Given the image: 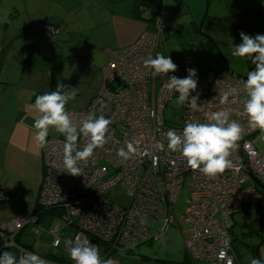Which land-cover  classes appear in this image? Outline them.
<instances>
[{
  "label": "built area",
  "instance_id": "built-area-1",
  "mask_svg": "<svg viewBox=\"0 0 264 264\" xmlns=\"http://www.w3.org/2000/svg\"><path fill=\"white\" fill-rule=\"evenodd\" d=\"M56 31L54 25L47 24L43 35ZM161 33L160 26L145 30L133 44L107 50L105 78L98 94L85 108L70 111L73 121L79 123L89 111L99 112L103 106V114L112 120L107 140L92 157L79 162L82 173L73 175L63 168L64 137L48 138L43 147L40 204L62 212L50 230L53 241L58 238L61 244L65 239L62 232L75 226V235L82 240L91 242L94 237L104 243V250L118 251L160 238L170 225L180 228L191 264H239L234 231L238 223L247 220L249 211L253 218V204L264 200V140L259 139L258 129L249 127L247 117L239 115L244 97L242 78L224 68L196 75L197 88L190 97L198 95L197 110L182 104V114L166 117L167 106L178 96L165 86L167 78L182 76L176 69L167 76L153 77L144 64L149 55L160 52ZM231 86L240 88L239 94L221 105L219 92ZM220 108L229 109L230 118L242 125L243 134L240 146L232 150L235 166L209 177L188 168L178 152L169 151L163 133L168 128L179 131L189 117L203 119L205 111ZM129 140L137 145V153L124 160L117 150ZM245 143L251 145L255 156L248 155ZM146 148L158 159L155 167L151 156L139 154ZM184 190L185 208L178 219L175 205ZM8 200L5 193L0 195V203ZM153 216L156 228L151 225ZM36 220V215L29 220H5L0 226V249L6 242L18 246V233ZM222 250L224 259L219 258ZM251 259L244 264H250Z\"/></svg>",
  "mask_w": 264,
  "mask_h": 264
},
{
  "label": "crops",
  "instance_id": "crops-1",
  "mask_svg": "<svg viewBox=\"0 0 264 264\" xmlns=\"http://www.w3.org/2000/svg\"><path fill=\"white\" fill-rule=\"evenodd\" d=\"M142 1L0 0V195L9 197L0 203V225L15 217L37 216L18 233V246L0 252L8 250L19 256L22 249L39 253L48 264H73L63 244L53 247L52 228H48L59 216L35 213L44 176L43 147L33 139L32 124L38 113L31 105L37 94L63 83L75 92L67 110L85 108L103 85L107 50L129 46L145 30H158V26L162 28L160 52L171 56L174 63L180 64L179 54L198 65L203 60L208 71L196 75L221 68L233 72L231 46L241 41L240 32L264 33L261 0H160L155 15L146 9L137 12ZM47 24L57 31L43 35ZM61 135L49 129V136ZM30 225L37 237L46 232L47 241L31 236ZM66 231L73 237V229ZM91 242L99 246L98 240ZM183 245L181 260L160 262H188ZM152 260L141 257L135 264H151Z\"/></svg>",
  "mask_w": 264,
  "mask_h": 264
},
{
  "label": "clouds",
  "instance_id": "clouds-1",
  "mask_svg": "<svg viewBox=\"0 0 264 264\" xmlns=\"http://www.w3.org/2000/svg\"><path fill=\"white\" fill-rule=\"evenodd\" d=\"M261 3L264 4V0H261ZM240 36L241 41L231 46V56L248 60L254 67L247 69L241 80L244 97L239 115L246 116L249 127L258 129L261 133L259 139L264 140V33L250 35L241 31ZM144 64L150 68L153 77L167 76L170 70L174 72L177 69V64L173 62L171 56L160 52L155 56L149 55L144 60ZM187 71L189 74L185 77L176 75L168 77L165 86L178 93V103L184 104L190 110H197L198 95L190 97V92L197 88L195 78L197 70L189 68ZM69 89L70 87L65 84L57 83L55 89L36 95L31 107L38 115L33 119L32 127L33 139L39 147H44L49 142L50 128L64 136L63 168L64 171L76 175L82 173L79 162L92 157L94 150L106 142L112 120L103 114V106H101L99 112L89 111L79 123H75L71 112L66 108L75 96V92ZM240 90L236 86H231L220 91L218 94L220 104H226L229 97L239 94ZM242 134L243 128L240 122L230 118L229 109L220 108L216 111H205L203 119L189 117L182 129L177 131L168 128L163 136L168 150L173 153L178 152L188 168L199 171L205 176L214 177L235 166L232 150L240 146L238 142ZM80 139L84 141L82 145L77 143ZM243 147L249 156L256 155L248 143ZM135 153H137V145L132 140L126 141L117 150V156L124 160ZM139 154L151 156L153 166L157 165V157L147 148ZM60 244L58 238L53 241V247H59ZM6 247L10 248L11 245L6 242ZM63 249L73 264H114L111 257H102L97 244L82 240L79 234L65 238ZM20 252L22 254L19 256L8 250L0 252V264H48V261L37 252H24L22 249ZM224 257L225 252L222 250L219 258L224 259ZM250 264H264V252L252 258Z\"/></svg>",
  "mask_w": 264,
  "mask_h": 264
},
{
  "label": "rangeland",
  "instance_id": "rangeland-1",
  "mask_svg": "<svg viewBox=\"0 0 264 264\" xmlns=\"http://www.w3.org/2000/svg\"><path fill=\"white\" fill-rule=\"evenodd\" d=\"M167 41H168L169 45L172 43V41L169 39ZM204 53H206V52H203V54ZM219 54H220V57L223 55L222 53H219ZM177 56L182 58L180 64H177V66H178L179 72L183 75L189 74L187 71V69H189V68L196 69L197 73L208 71V70H206V68H203V60H200L199 65H198V64H195V63H192L191 61H189L188 59L190 57H183V54H179ZM203 57H205V56H203ZM207 57L212 59L210 56H207ZM230 66H231V69L233 70V72L240 73L242 75L246 74L247 69L254 67V65H252L250 61L244 60V59L238 58V57L233 58ZM215 67L217 68L218 65L215 64ZM233 72H231V73L233 75H235ZM115 83H117V82H115ZM113 86H115V85H113ZM112 88H115V87H112ZM177 113L182 114V104L178 103L177 98H175L174 100H172L170 102V104L166 108V117L172 118ZM43 156H44V154H43ZM43 178H44V176H43ZM185 192H186V190H184L183 193L180 195V197L178 198L176 205H175L176 215H177L178 219L181 218L182 213H183L184 208H185V201L187 198L185 195ZM263 205H264V202H263ZM81 206L84 207V204L81 203ZM253 211H254L253 212V218H255L258 214V208L256 206H253ZM248 216L252 217L251 211H249V214L247 213V217ZM31 217L32 216L28 217L27 219H30ZM153 219H154V221L151 223V225H152V228H156L157 218L153 216ZM55 223H56V220H53L52 223L49 225L48 229L53 228ZM161 224H162V221H161ZM44 225H46V224L44 223ZM160 226L161 225H159V227ZM182 226L185 227L186 223L183 222ZM73 228L75 229V226H73ZM33 229H34V227H32L30 225L28 230H27L31 236L35 235L33 233ZM74 229L72 232L73 237L75 236V231H76V230L74 231ZM167 229H166L165 233H163V236H161L160 238H153L152 241L148 240V241H145L143 243H140L139 245L132 247L131 251H129L127 249V247H121L117 251L115 256L111 257L114 261V264H135L136 262H138V260H140V258L143 255H148V256H151L153 258V260L151 261V264H167V263L160 262V260H166V261L169 260L168 262L181 260L185 254V249H184V245H183L184 244L183 243L184 238H183L182 232H181L180 228L176 227V226H170L169 225ZM69 232L70 231L62 232L64 234V237L66 236L65 238L71 237ZM239 234H240V228L237 227L234 231V237H235L234 247L237 250H239V252H245L246 250L243 248V245H242L241 241L239 240ZM46 235H47L46 232H44V234H42V236L37 237V235H35L34 237H37L42 242H46L47 241ZM92 238L94 240L96 239L94 237H92ZM167 238L171 242H169V241L166 242ZM99 246H100L99 249H100L102 257L108 258L105 254L106 250H104V246H101V245H99ZM55 250H57V249H55ZM262 252H264V243L260 246V254ZM247 259H248V257H246V260Z\"/></svg>",
  "mask_w": 264,
  "mask_h": 264
},
{
  "label": "trees",
  "instance_id": "trees-1",
  "mask_svg": "<svg viewBox=\"0 0 264 264\" xmlns=\"http://www.w3.org/2000/svg\"><path fill=\"white\" fill-rule=\"evenodd\" d=\"M159 1L160 0H143L140 4H137V12L139 13L143 9L144 10L146 9L149 13H153L155 15L158 13V9H160ZM51 137H64V136L63 135L48 136V138H51ZM44 172H45V164H44ZM263 202L264 200L255 202V204H253L254 206L258 208V214L255 218H252L249 221L245 220L244 222L237 224L240 228L239 240L241 241L243 248L246 250L245 252H239V250L235 248L237 256H238L239 264H244L247 261L246 257L255 258L257 257V255H260V248L257 249V246L264 239V205H263ZM48 212H51L55 214L56 216H61V213H62L58 209L48 208V207L41 205L39 201V197H38L35 213H38L41 215V214H47ZM99 244L101 246L104 245V243L101 244V241H99ZM128 250L131 251L132 248H129ZM116 253L117 251L115 250L113 251L108 250L105 252L107 257L113 256ZM142 257L143 259H147V258L152 259L151 256H148V255H143ZM59 258L64 259V257L61 255L59 256ZM160 261L164 262L166 260H160ZM183 262H181V264H191L189 259H188V262L187 260Z\"/></svg>",
  "mask_w": 264,
  "mask_h": 264
},
{
  "label": "water",
  "instance_id": "water-1",
  "mask_svg": "<svg viewBox=\"0 0 264 264\" xmlns=\"http://www.w3.org/2000/svg\"><path fill=\"white\" fill-rule=\"evenodd\" d=\"M251 219V216H248L247 217V220L249 221ZM264 243V239L260 242V244L257 246V249H259L260 248V246L262 245ZM259 255H257V257H258Z\"/></svg>",
  "mask_w": 264,
  "mask_h": 264
}]
</instances>
